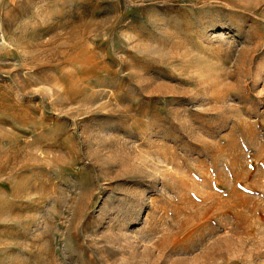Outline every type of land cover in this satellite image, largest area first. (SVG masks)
<instances>
[{
    "label": "rangeland",
    "instance_id": "1",
    "mask_svg": "<svg viewBox=\"0 0 264 264\" xmlns=\"http://www.w3.org/2000/svg\"><path fill=\"white\" fill-rule=\"evenodd\" d=\"M0 264H264V0H0Z\"/></svg>",
    "mask_w": 264,
    "mask_h": 264
}]
</instances>
